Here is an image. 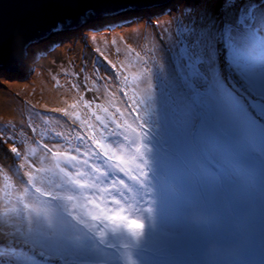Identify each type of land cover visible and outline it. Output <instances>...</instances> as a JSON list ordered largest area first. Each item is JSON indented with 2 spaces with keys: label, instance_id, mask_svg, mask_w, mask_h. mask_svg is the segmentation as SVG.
<instances>
[{
  "label": "snow or ice",
  "instance_id": "6c2138e0",
  "mask_svg": "<svg viewBox=\"0 0 264 264\" xmlns=\"http://www.w3.org/2000/svg\"><path fill=\"white\" fill-rule=\"evenodd\" d=\"M178 29L177 95L196 106V97L211 90L241 119L264 126V66L257 57L264 0H205L181 13ZM135 58L143 64L136 72L109 61L122 86L106 89L103 103L78 91L67 108L49 109L67 118L55 119L62 130L36 123L0 130V264H81L85 257L91 264H142L158 232V210L145 199L152 195V149L139 112L153 99L154 77L162 87L177 85L166 62L149 57L154 72L139 52ZM37 116L43 126L53 124Z\"/></svg>",
  "mask_w": 264,
  "mask_h": 264
},
{
  "label": "rangeland",
  "instance_id": "374dc122",
  "mask_svg": "<svg viewBox=\"0 0 264 264\" xmlns=\"http://www.w3.org/2000/svg\"><path fill=\"white\" fill-rule=\"evenodd\" d=\"M204 4L160 11L74 40L40 55L20 82L0 83L4 95L0 98V130L8 133L13 125L20 129L29 123L62 130L55 119L63 123L67 118L48 110L67 108L78 99L74 89L86 100L103 103L106 89L122 86L109 61L118 68L122 59L136 71L143 67L135 54L125 50L117 54L110 40L117 42L123 36L132 47L136 45L135 53L140 49L154 72L149 57L155 55L166 62L177 86L162 87L154 77L152 93L166 95L148 101L139 112L146 120V143L152 149V195L145 199L154 200L158 210V232L150 237L142 264H264V126L241 119L211 90L196 97V106L177 95L179 80L172 57L178 22L181 13L199 10ZM257 57L264 66V46ZM59 80L63 85L54 95L42 91L43 83L48 89ZM117 97L123 98V93L117 91ZM154 101L155 112L151 109ZM221 103L224 109L219 118L216 113ZM9 106L15 112L10 121L4 119ZM37 113L53 118V124L43 126ZM158 116L167 121L170 135L160 134ZM192 216L200 217L201 222L193 224ZM212 247L215 254L209 252ZM234 248L240 249L239 254H230ZM81 264L91 262L85 257Z\"/></svg>",
  "mask_w": 264,
  "mask_h": 264
},
{
  "label": "water",
  "instance_id": "95a60500",
  "mask_svg": "<svg viewBox=\"0 0 264 264\" xmlns=\"http://www.w3.org/2000/svg\"><path fill=\"white\" fill-rule=\"evenodd\" d=\"M204 1L0 0V83L20 82L40 55L74 40ZM58 24L63 27L57 29Z\"/></svg>",
  "mask_w": 264,
  "mask_h": 264
},
{
  "label": "bare ground",
  "instance_id": "6f19581e",
  "mask_svg": "<svg viewBox=\"0 0 264 264\" xmlns=\"http://www.w3.org/2000/svg\"><path fill=\"white\" fill-rule=\"evenodd\" d=\"M124 31H121L120 33L122 34ZM121 39H120V41H117V42H115V41H113V40H110V46L112 47V49H114L115 50V52L117 53V54H119V55H121V53L125 50L126 52H128L129 53V50L130 49H133V50H135L136 51V45L134 46V47H132L130 44H128L125 40H124V37L122 36V37H120ZM135 44V43H134ZM135 51H133V52H131V54L130 55H134L135 54ZM139 53H141V50L139 49V51H138ZM124 63V64H126V65H128L129 66V70L131 71V72H136V70L133 68V67H131L128 63H127V61L126 60H123L122 59V61H121V63ZM88 69H89V67H87ZM63 83V81L62 80H59V81H56L55 82V84L56 85H53L52 87H50V88H48V89H45V86H44V83H43V92L44 93H46V95L48 94V95H54L55 94V92H56V89H60L61 88V86L63 85L62 84ZM46 85V84H45ZM41 86H42V84H41ZM42 93V92H41ZM57 93V92H56ZM74 93H76V97H77V95H78V92L74 89ZM160 94V95H159ZM152 95H153V99H157L158 101H159V99L160 98H162L163 97V95H166V93H152ZM0 98H2V99H4V95L3 94H0ZM218 98V97H217ZM153 101V100H152ZM3 102L5 103V101L3 100ZM224 103H225V101H223ZM153 104H152V107H151V109H153V111L155 112L156 111V108H157V102L156 101H154V102H152ZM218 108H219V111L216 113L217 114V116L219 117V118H221V115H220V113L222 112V110L224 109V105L221 103V104H219L218 105ZM4 113H5V120H11L12 119V117L15 115V112L13 113L12 112V110H11V107L9 106V108H7V110L6 111H4ZM219 113V114H218ZM214 114V113H213ZM159 117V116H158ZM160 118V124H161V128H162V130L160 131V134L162 135V136H164L165 137V133L166 134H168V135H170L171 133L167 130V127H168V124L166 123L167 121H164L163 119H162V117H159ZM3 119V120H4ZM152 130H154V128H152ZM173 133V132H172ZM168 138H170V137H168Z\"/></svg>",
  "mask_w": 264,
  "mask_h": 264
}]
</instances>
